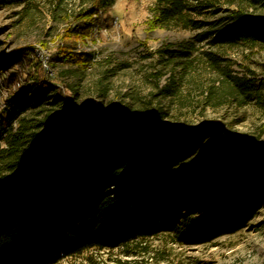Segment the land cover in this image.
<instances>
[{
	"label": "trees",
	"instance_id": "1",
	"mask_svg": "<svg viewBox=\"0 0 264 264\" xmlns=\"http://www.w3.org/2000/svg\"><path fill=\"white\" fill-rule=\"evenodd\" d=\"M115 1L81 0L66 13L51 59L84 69L92 64L93 52L65 42L86 44ZM253 4L153 0L146 22L151 30L197 32L199 41L211 37L218 47L263 49L264 13ZM35 53L26 45L0 55V76L33 65L0 112V264H57L159 234L207 243L241 230L264 207V152L226 143L221 122L140 123L127 107L94 99L77 109L75 90L65 94L62 75L47 73ZM221 85L242 103L264 105V78L255 83L250 73L222 72ZM154 113L162 118L167 111Z\"/></svg>",
	"mask_w": 264,
	"mask_h": 264
},
{
	"label": "rangeland",
	"instance_id": "2",
	"mask_svg": "<svg viewBox=\"0 0 264 264\" xmlns=\"http://www.w3.org/2000/svg\"><path fill=\"white\" fill-rule=\"evenodd\" d=\"M222 1L225 8L240 5L251 9L254 3L253 7L264 13V0ZM80 2L0 0V55L33 46L45 71L62 75L68 86L65 94L71 93V87L75 90L76 98L71 101L77 109L94 99L107 108L125 106L139 118H156L162 126L221 122L234 139L264 143V105L242 103L221 85L222 72L234 76L250 73L259 83L264 78V48L242 44L218 47L209 42L211 37L199 41L197 32L151 30L146 20L153 0H116L106 23L95 28L86 44L65 42L74 50L93 52L92 64L84 69L53 61L51 55L60 44L59 34L65 25L63 17ZM31 72L33 65H16L9 70L13 76H0V80L6 78L0 112L10 91L24 85ZM210 87L216 91L211 93ZM160 88L167 92L160 93ZM156 109H166L167 114L158 118ZM0 144L5 146L4 141ZM57 264H264V207L241 230L207 243H182L174 234H159L114 248L87 249Z\"/></svg>",
	"mask_w": 264,
	"mask_h": 264
},
{
	"label": "water",
	"instance_id": "3",
	"mask_svg": "<svg viewBox=\"0 0 264 264\" xmlns=\"http://www.w3.org/2000/svg\"><path fill=\"white\" fill-rule=\"evenodd\" d=\"M154 120H151V119H145V118H133L134 121L136 122H140V123H146V122H150V123H153V124H157V125H161V123L159 121H157L156 118H153ZM223 131H226L223 126H222V130H221V133L223 135ZM227 132V131H226ZM228 133V132H227ZM230 134V133H228ZM231 136V135H230ZM233 138V136H231ZM224 138V136H223ZM234 139V138H233ZM225 140V139H224ZM226 142V141H225ZM227 143V142H226ZM230 145H234V146H237V147H243L245 149H248V150H253V148L255 147H259L260 145H256V144H250V143H244L242 141H239L237 139H234V144H230Z\"/></svg>",
	"mask_w": 264,
	"mask_h": 264
},
{
	"label": "built area",
	"instance_id": "4",
	"mask_svg": "<svg viewBox=\"0 0 264 264\" xmlns=\"http://www.w3.org/2000/svg\"><path fill=\"white\" fill-rule=\"evenodd\" d=\"M23 81H21L22 83ZM20 85V83H19ZM223 136H224V139L225 141L228 143V144H234V139L230 136V134H228L226 131H223ZM252 151H255V152H264V143L261 144L259 147H255L253 148Z\"/></svg>",
	"mask_w": 264,
	"mask_h": 264
}]
</instances>
